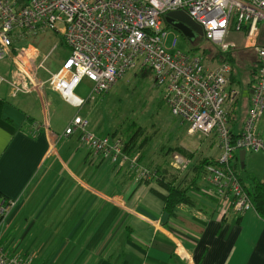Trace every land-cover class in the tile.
<instances>
[{
    "label": "crops",
    "instance_id": "obj_1",
    "mask_svg": "<svg viewBox=\"0 0 264 264\" xmlns=\"http://www.w3.org/2000/svg\"><path fill=\"white\" fill-rule=\"evenodd\" d=\"M41 42L27 47L38 61ZM11 63L0 73L10 75ZM80 110L47 84L16 97L0 86V207L10 206L1 245L31 264H264V219L255 209L236 212L208 192L205 177L195 205L180 204L171 218L157 179L135 182L92 157L77 135L61 137ZM245 164L264 181L263 152L246 153Z\"/></svg>",
    "mask_w": 264,
    "mask_h": 264
},
{
    "label": "built area",
    "instance_id": "obj_2",
    "mask_svg": "<svg viewBox=\"0 0 264 264\" xmlns=\"http://www.w3.org/2000/svg\"><path fill=\"white\" fill-rule=\"evenodd\" d=\"M172 11H185L202 26L206 39L225 51L235 47L226 41L230 33L246 31L249 41L258 44L264 27V0H0V61L12 60L11 74L0 73V86H9L16 97L47 84L81 108L86 100L74 90L84 78L93 83L95 95L111 88L128 70L145 66L163 89L171 114L189 125L190 134L217 136L220 166L211 165L208 170L210 194L227 201L238 213L252 210L232 165L242 149L264 153V137L258 131L264 114V45L257 46L260 67L249 113L235 136L229 116L236 95L229 86L232 65L225 61L211 67L202 57L177 49L176 30L167 27L165 19ZM42 31L60 34L70 50L55 71L46 67L52 52L38 61L23 51L27 48H16ZM40 72H46L47 78L39 81ZM76 134L92 157L126 168L135 182L156 177L139 153H128L121 138L95 134L81 115L66 125L61 137ZM170 164L180 171L191 166L178 153L172 154ZM8 207H0V222ZM0 264H31V258L0 244Z\"/></svg>",
    "mask_w": 264,
    "mask_h": 264
},
{
    "label": "rangeland",
    "instance_id": "obj_3",
    "mask_svg": "<svg viewBox=\"0 0 264 264\" xmlns=\"http://www.w3.org/2000/svg\"><path fill=\"white\" fill-rule=\"evenodd\" d=\"M175 35L178 38L177 49L202 57L204 62L211 67L221 64V58L224 56L221 57L219 51L225 50L210 42L205 36L198 37L191 43L179 32L175 31ZM171 39L172 36H169V45ZM30 40L33 43L44 40L41 42L43 51L41 58L48 52H52L51 57L46 61L48 69L56 68L67 56V48L60 34L48 32L43 37H37V40L33 36L18 44L16 48L29 47ZM226 41L235 44V47H230L235 59V75L232 78L230 73L229 86L236 92V95L231 102L229 116L235 110L236 123L243 127L250 108L251 88L249 83L252 80L253 70L259 64L257 46L264 45V27L258 44H253L251 39L249 41L246 31L232 32ZM56 45L57 48H55ZM25 50L28 51V49H23V51ZM14 51L16 52V49ZM3 61L0 63V68L2 64L6 67L8 58ZM47 75L45 76L47 77ZM93 89V83L84 78L74 90L75 95L86 100L80 113L88 120L89 130L97 135L119 137L124 142L125 148L129 137L134 139L136 147L134 150L127 148L128 153L131 155L139 153L143 163L152 170L159 167L164 168L166 173L163 174L166 178L173 179L177 176L190 180L195 173L194 166L201 159L206 157L215 159L221 153L216 135L212 134L206 137L190 134L188 132L189 125L171 114L163 89L154 82V74L147 67L138 66L128 70L111 88L104 92L93 95ZM258 131L260 136L264 137V114L259 121ZM113 134L116 135L113 136ZM77 136L79 138V135ZM80 143L82 142L80 141ZM140 144L142 146L138 147ZM178 148H181L183 152ZM174 153L190 160L191 166L185 171L174 169L170 164L171 156ZM210 166L208 165L206 168V181L203 180V184L209 182L210 186L207 187H211V189L207 188L208 192L213 189L208 177ZM117 169L126 170L124 167Z\"/></svg>",
    "mask_w": 264,
    "mask_h": 264
},
{
    "label": "trees",
    "instance_id": "obj_4",
    "mask_svg": "<svg viewBox=\"0 0 264 264\" xmlns=\"http://www.w3.org/2000/svg\"><path fill=\"white\" fill-rule=\"evenodd\" d=\"M166 25L169 28H173L167 22H166ZM183 37L191 43H193V41H195V40H190V39L186 38L185 36H183ZM219 52L221 53V57L224 56L223 58H221L220 63L228 61L232 65L231 74H232V78H233V76L235 75V72H234L235 59H234L233 54L231 52V48L227 51H221L220 50ZM259 67H260V62H259L258 66L256 67L255 70H253L254 68L252 69L253 75H252V80L249 83L250 88L253 87V85L256 81ZM235 118L236 117H235V110H234L231 113L230 121H231V125H232V133L235 136H237L239 134V131L237 130V123H236ZM114 135H116V134H113V136ZM126 144H127L126 149L128 148V149L134 150L136 147V143H135L134 139H131L130 137L128 139V143H126ZM141 146H142V144H140L138 147H141ZM178 149H180L183 152V150L181 148H178ZM234 159L235 160L233 162L232 168L235 171L236 175L238 176V179H239L244 191L248 194V196H249V198L253 204L254 209L259 214V216L262 219H264V181L260 180L255 175L251 174L248 171L246 164L244 166H242V162L240 160L239 153L235 154ZM219 162L220 161L218 160V158L214 159V158L206 157V158L201 159V161L194 166L195 173L190 180H187L186 178H180L177 176L173 179H168L163 174V173H166V170L164 168H163L164 170L160 167L155 169L157 175L154 178V180L157 179L159 181L160 185L162 187H164L167 191V194L163 195L162 198H163L164 203H165V207H164L165 211L169 214V216L171 218H174L176 216V210L180 204L184 203V204H189V205H195L192 194L201 189L200 181L207 176V173H206L207 166L208 165L220 166ZM129 175L132 178V175L130 173H129Z\"/></svg>",
    "mask_w": 264,
    "mask_h": 264
},
{
    "label": "water",
    "instance_id": "obj_5",
    "mask_svg": "<svg viewBox=\"0 0 264 264\" xmlns=\"http://www.w3.org/2000/svg\"><path fill=\"white\" fill-rule=\"evenodd\" d=\"M166 22L171 25L176 31L190 40L204 36V31L201 25L196 23L185 11H172L165 16ZM246 151H239V157L242 166L245 165Z\"/></svg>",
    "mask_w": 264,
    "mask_h": 264
}]
</instances>
